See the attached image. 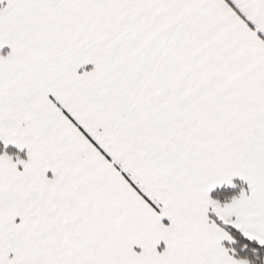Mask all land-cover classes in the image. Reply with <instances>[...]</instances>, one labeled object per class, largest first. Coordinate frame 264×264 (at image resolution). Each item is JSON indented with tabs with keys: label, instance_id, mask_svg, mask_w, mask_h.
I'll use <instances>...</instances> for the list:
<instances>
[{
	"label": "crops",
	"instance_id": "crops-1",
	"mask_svg": "<svg viewBox=\"0 0 264 264\" xmlns=\"http://www.w3.org/2000/svg\"><path fill=\"white\" fill-rule=\"evenodd\" d=\"M0 141L17 264H245L220 224L264 245V0H0Z\"/></svg>",
	"mask_w": 264,
	"mask_h": 264
},
{
	"label": "trees",
	"instance_id": "trees-1",
	"mask_svg": "<svg viewBox=\"0 0 264 264\" xmlns=\"http://www.w3.org/2000/svg\"><path fill=\"white\" fill-rule=\"evenodd\" d=\"M0 152L18 159H23L25 156L23 152L5 145L2 141H0ZM241 187L240 183L235 181L231 186H222L213 190L210 196L217 202L224 203L238 196L241 192ZM212 219L217 221L214 217ZM220 226L229 237V241L225 243V247L233 258L245 264H264L263 244L246 237L230 225L220 224Z\"/></svg>",
	"mask_w": 264,
	"mask_h": 264
},
{
	"label": "rangeland",
	"instance_id": "rangeland-1",
	"mask_svg": "<svg viewBox=\"0 0 264 264\" xmlns=\"http://www.w3.org/2000/svg\"><path fill=\"white\" fill-rule=\"evenodd\" d=\"M106 4L111 7V10H114V7L116 5V0H106ZM115 4V5H114ZM32 7V5H31ZM36 5H33L32 11L29 12H22L21 15L24 17H27L29 14H31V17L33 18L32 21L41 14L39 10L34 9ZM104 9H107V7H104ZM31 12V13H30ZM117 13V12H116ZM36 22V20L34 21ZM25 256L31 257L33 261V253L32 252H26ZM0 264H17L15 259H12L8 256H6L5 252H0Z\"/></svg>",
	"mask_w": 264,
	"mask_h": 264
}]
</instances>
